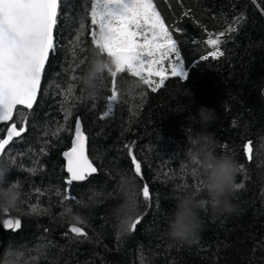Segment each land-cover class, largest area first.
I'll use <instances>...</instances> for the list:
<instances>
[{
  "label": "trees",
  "instance_id": "1",
  "mask_svg": "<svg viewBox=\"0 0 264 264\" xmlns=\"http://www.w3.org/2000/svg\"><path fill=\"white\" fill-rule=\"evenodd\" d=\"M73 2L63 0L62 13H70ZM155 2L169 25L185 30L183 35H174L181 41L186 78L169 77L165 86L153 93L137 78L119 74L116 86L120 102L113 104L109 117L103 114L112 88L110 75L105 72L103 79H97L91 95L84 91L81 79H72L73 63L85 61L78 71L83 77L95 58L90 19L85 21L80 47L73 48L78 24H69L67 15L62 14L56 32L57 50L46 65L27 132L15 139L12 150L0 159V163H9L10 155L15 160L14 166L9 164L6 186L18 184V200L8 211L22 223L19 230L4 237L0 233V264H264V181L256 168V150L264 139V0ZM185 11L190 15L184 16ZM241 14L244 20L234 23ZM229 26L236 31L227 32ZM222 31L225 36L220 47L225 55L200 61L201 55L213 50L206 41ZM193 37L195 44L191 43ZM71 85L75 87L69 96ZM200 105L215 111L216 119L207 130L216 138L218 153H231L238 160L240 171L235 182L244 187L232 201L235 211L231 214L205 204L196 237L182 242L170 238L167 229L177 190L183 186L194 189L198 184L197 176L192 175L195 165L184 153L193 129L200 130L199 124H192V129L188 121ZM69 109L72 116L62 140L34 165L33 152L39 153L45 141L53 143L51 133L64 124ZM17 111L28 113L19 107ZM77 116L88 137V154L99 168L87 182H74L73 194L80 204L62 202L67 176L62 151L70 145ZM13 121L21 126L18 115ZM5 127L0 126V138ZM248 140L253 142L251 161L244 153ZM126 144L134 147L142 162L144 183L150 184L153 199L150 209L138 199V215L147 214L135 232L118 236L112 215L121 203L118 177L120 173L133 176ZM185 162L187 168L182 169ZM34 166L37 171L30 172ZM37 188L44 195L36 192ZM38 197L43 211L36 214L30 206ZM69 207L71 214L66 211ZM77 216L85 221L82 226L88 239L68 231Z\"/></svg>",
  "mask_w": 264,
  "mask_h": 264
},
{
  "label": "snow or ice",
  "instance_id": "2",
  "mask_svg": "<svg viewBox=\"0 0 264 264\" xmlns=\"http://www.w3.org/2000/svg\"><path fill=\"white\" fill-rule=\"evenodd\" d=\"M62 2L63 0H0V126L7 125L6 135L0 138V159L12 150L11 145L14 140L22 138L27 132L29 114L38 103L46 65L57 50L56 32L62 14L67 15L69 24H78L73 48L80 47L82 43L80 37L84 35L86 27L85 21L90 19V38L94 46V57L110 60L114 66V70L107 72L112 80V88L107 97L108 107L103 117L112 115L113 104L118 105L120 102L119 90L116 86L119 74L127 73L137 78L153 93L163 88L169 77L179 78L180 81L186 78V73L182 71L183 61L179 47L181 41L174 35V32L183 35L185 30L179 26L169 25L155 0H80L79 3L74 0L70 13H62ZM183 15L189 16L190 11H185ZM244 18L241 14L234 23L239 24ZM226 31L234 32L236 28L229 26ZM224 36V31L219 32L216 38L210 36L206 44L213 50L201 55L199 60L206 61L210 58L216 60L223 57L225 53L220 45ZM191 43H196L195 37L192 38ZM75 57L73 51L74 61ZM84 62L81 60L79 64L73 63L74 81L81 79L78 71ZM103 74L98 79H103ZM154 78H158V82ZM74 87V85L69 86V96L73 93ZM18 107L27 109L28 113L18 112ZM14 115L20 117V127H17V123L9 124L13 121ZM71 116L72 111L66 110L64 124L56 127L51 133L53 143L45 141L39 153L33 152L34 165L40 163L39 156H46L50 147L60 143L62 134L68 130ZM74 125L71 147L62 153L65 161L64 171L67 173L62 202L72 201L80 204L81 201L73 194L74 182H87L99 172V168L88 154V137L82 130V119L79 116L75 118ZM47 134L46 132L45 135ZM125 147L131 158L133 177L137 185L139 184L137 199L142 198L150 209L153 194L150 184L144 183L142 162L135 155L132 145L126 144ZM244 153L248 161L253 159L251 140L245 143ZM8 161L9 163H0V176L9 171V164L15 165V160L10 155ZM180 167L186 169L187 163H182ZM40 168L42 169L43 165H40ZM29 171L35 173L37 168L34 166ZM196 171L194 167L193 176H196ZM237 185L240 188L244 187L242 183ZM10 187L16 190L18 184H12ZM36 192L44 195L39 188ZM56 194L60 196L61 190L57 189ZM17 200L16 194L13 206ZM156 207H159L158 200ZM30 210L36 214L43 211L40 208L39 197L38 202L30 206ZM7 211L8 208H4L5 214ZM66 211L71 214L72 209L69 207ZM143 215L135 217L129 225V232H135L143 220ZM75 220L76 223H73L68 231L77 238L88 239V232L82 226L85 221L79 216L75 217ZM21 227L22 223L18 218L9 217L3 220L5 229L16 231ZM65 235L67 236V233Z\"/></svg>",
  "mask_w": 264,
  "mask_h": 264
},
{
  "label": "clouds",
  "instance_id": "3",
  "mask_svg": "<svg viewBox=\"0 0 264 264\" xmlns=\"http://www.w3.org/2000/svg\"><path fill=\"white\" fill-rule=\"evenodd\" d=\"M111 70H114V66L110 60L96 56L81 77L84 91L91 95L96 88L98 77ZM215 119V111L203 105L197 107L195 116L188 117L190 127L192 124L200 125L199 131L191 127L193 131L187 138L184 153L186 160L197 169L198 184L194 189L183 186L177 190L167 229L169 237L173 240L189 242L196 237L201 226L200 210L205 204L220 213L231 214L235 211L232 201L241 189L235 182L240 164L231 153L216 151V138L207 130ZM256 156V168L260 179L264 181V139L256 150ZM6 177L7 172L0 176V185H3L0 187V208L12 207L16 196V190L6 186ZM118 185L122 186L121 203L112 215L117 235L123 236L139 213L138 186L135 178L126 173L119 174Z\"/></svg>",
  "mask_w": 264,
  "mask_h": 264
},
{
  "label": "water",
  "instance_id": "4",
  "mask_svg": "<svg viewBox=\"0 0 264 264\" xmlns=\"http://www.w3.org/2000/svg\"><path fill=\"white\" fill-rule=\"evenodd\" d=\"M11 123H15V122H14V121H10L9 124H11ZM17 127H18V126H17ZM74 127H75V125H74ZM6 128H7V127H6ZM82 130H83V125H82ZM83 131H84V130H83ZM4 135H6V129H5V133H4ZM73 135H74V129H73L72 137H73ZM85 135H86V133H85ZM72 137H71V139H72ZM71 139H70V145H69L67 148H65L63 151H67V150L71 147ZM63 151H62V153H63ZM62 157H63V154H62ZM63 159H64V157H63ZM64 165H65V161H64ZM9 217H11V218H18V219L21 220V218H20L19 216L14 215V214H12V213L9 212V211H7V214H5V212H4V208H0V233L2 234L3 237H4V236L6 235V233H8L9 231H13V230H11V229H5V228H3V220L6 219V218H9Z\"/></svg>",
  "mask_w": 264,
  "mask_h": 264
},
{
  "label": "rangeland",
  "instance_id": "5",
  "mask_svg": "<svg viewBox=\"0 0 264 264\" xmlns=\"http://www.w3.org/2000/svg\"><path fill=\"white\" fill-rule=\"evenodd\" d=\"M182 71L184 72L183 68H182Z\"/></svg>",
  "mask_w": 264,
  "mask_h": 264
},
{
  "label": "flooded vegetation",
  "instance_id": "6",
  "mask_svg": "<svg viewBox=\"0 0 264 264\" xmlns=\"http://www.w3.org/2000/svg\"><path fill=\"white\" fill-rule=\"evenodd\" d=\"M6 127H7V125H6ZM6 127H5V129H6Z\"/></svg>",
  "mask_w": 264,
  "mask_h": 264
}]
</instances>
